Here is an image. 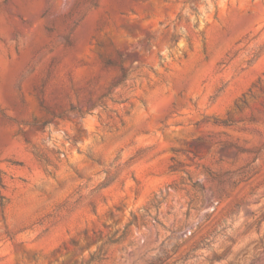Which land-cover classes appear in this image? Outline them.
<instances>
[{
  "label": "rangeland",
  "instance_id": "1",
  "mask_svg": "<svg viewBox=\"0 0 264 264\" xmlns=\"http://www.w3.org/2000/svg\"><path fill=\"white\" fill-rule=\"evenodd\" d=\"M0 264H264V0H0Z\"/></svg>",
  "mask_w": 264,
  "mask_h": 264
}]
</instances>
